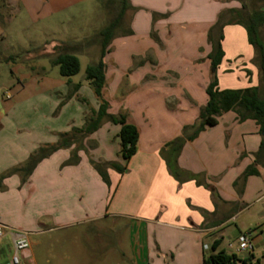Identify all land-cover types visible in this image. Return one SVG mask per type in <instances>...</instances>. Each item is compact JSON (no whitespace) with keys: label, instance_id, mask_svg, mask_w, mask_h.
<instances>
[{"label":"crops","instance_id":"crops-1","mask_svg":"<svg viewBox=\"0 0 264 264\" xmlns=\"http://www.w3.org/2000/svg\"><path fill=\"white\" fill-rule=\"evenodd\" d=\"M0 4L33 13L47 0ZM122 4L115 0L107 9L113 16L109 22ZM241 7L238 0H127L104 59L102 98L109 115L125 116L138 129L137 152L129 161L120 155L121 126L104 119L89 133L86 112L80 118L68 112L74 99L58 117L32 114V126L28 121L0 127V223L6 228L4 238L12 239V257L15 241L35 233L30 230L124 220L135 239L136 264H202L214 253L215 241L221 242L217 251L264 264V153L258 124L228 112L216 126L189 139L209 100L206 90L215 71L209 59L210 32L223 12ZM223 35L225 56L216 70L219 89L259 87L255 51L244 27L227 25ZM80 47L57 43L52 55L92 53ZM72 93L73 98H92L81 87ZM90 102L98 112L100 101ZM61 143L29 170L30 159L41 148ZM106 163L121 164L127 171L107 169V184L95 168ZM248 170L252 174L243 179ZM19 217L24 225L17 224ZM233 225L237 231L230 230ZM247 232L252 250L239 251L238 238ZM227 238L230 252L224 245ZM2 256L0 264H12V257L6 261Z\"/></svg>","mask_w":264,"mask_h":264},{"label":"rangeland","instance_id":"rangeland-1","mask_svg":"<svg viewBox=\"0 0 264 264\" xmlns=\"http://www.w3.org/2000/svg\"><path fill=\"white\" fill-rule=\"evenodd\" d=\"M114 1L47 0L46 6L37 7L33 13L23 7L14 11L0 4V127H18L28 121H32L29 125L32 126L36 122V119L30 120L32 114L58 117L71 99L74 103L68 108L70 114L79 117L86 112V122L94 118L90 100L97 97L86 79V70L99 61L101 48L87 41L113 18L107 9H112ZM254 1L256 8H260L262 2ZM228 19L230 16L226 15L225 20ZM61 42L74 43L83 47L81 50L92 52L89 55L87 51L73 53L81 68L71 78L61 76L59 66L52 61L55 59L53 46ZM78 85L91 93L92 98H73L75 90L72 93V89ZM56 99L59 101L57 108ZM19 218L21 222L17 224L24 225V217ZM48 227L27 233L31 248L20 254L22 259H27V264H136L135 239L128 221L105 220L69 229L48 230ZM230 228L237 231L235 225ZM228 244L227 238L224 245L230 252ZM12 247V239L5 237L0 254L6 261L11 260ZM209 253L210 250L207 255Z\"/></svg>","mask_w":264,"mask_h":264},{"label":"trees","instance_id":"trees-1","mask_svg":"<svg viewBox=\"0 0 264 264\" xmlns=\"http://www.w3.org/2000/svg\"><path fill=\"white\" fill-rule=\"evenodd\" d=\"M238 1L242 4L241 9H231L223 12L219 16L218 23L210 32L209 38L213 45V50L209 55V59L211 60L212 69L215 71L211 75V82L206 90L209 100L201 110L198 123L193 127L194 133L189 139L197 136L205 127L216 126L218 118L221 115L234 112L238 115L240 121H246L248 119L256 121L262 135L260 152L264 153V0H258V2H262L260 8H256L254 0H251V2L250 0ZM126 4L127 0H123L118 16L101 29L97 35L87 41V44L98 43L101 50L99 61L87 68L86 79L91 82L94 93L100 101L99 111L94 113V118L87 122V131L89 133L96 131L104 119L109 120L113 124L120 125V155L123 160L129 161L137 152V144L139 141L138 129L136 126L129 124L125 116L109 115L107 113L108 104L102 98V91L106 83L107 74V66L104 59L109 51L115 31L120 26L121 19L126 10ZM226 15H229L230 19L225 20ZM227 25H240L246 30L248 41L255 51L253 63L259 69V87L223 91L219 89L216 70L221 65L225 56L222 41L224 39L223 30ZM215 34L216 40L214 39ZM53 63L59 66L60 74L65 78H71L80 72V61L72 53L61 52L54 59ZM79 87V85L76 86V88ZM62 146L61 143L57 147L41 148L37 155L30 159L28 164L29 170L34 169L42 159L48 157ZM95 168L107 184L109 183L107 169H114L119 174H124L127 171L126 166L118 163L100 164ZM252 172V170H248L244 174L243 179L252 174ZM220 243V241L213 243L212 250L214 253L208 258H205L202 264H256L252 258L240 260L236 255H229L225 251H217Z\"/></svg>","mask_w":264,"mask_h":264},{"label":"built area","instance_id":"built-area-1","mask_svg":"<svg viewBox=\"0 0 264 264\" xmlns=\"http://www.w3.org/2000/svg\"><path fill=\"white\" fill-rule=\"evenodd\" d=\"M5 226L0 223V244L5 236ZM239 251H251V234L250 232L240 234L238 238ZM31 248V243L27 235H21L14 243L15 253L12 257V264H23V259L21 258V252L27 251Z\"/></svg>","mask_w":264,"mask_h":264},{"label":"water","instance_id":"water-1","mask_svg":"<svg viewBox=\"0 0 264 264\" xmlns=\"http://www.w3.org/2000/svg\"><path fill=\"white\" fill-rule=\"evenodd\" d=\"M1 107V106H0Z\"/></svg>","mask_w":264,"mask_h":264}]
</instances>
